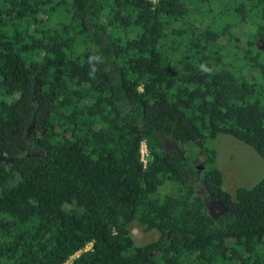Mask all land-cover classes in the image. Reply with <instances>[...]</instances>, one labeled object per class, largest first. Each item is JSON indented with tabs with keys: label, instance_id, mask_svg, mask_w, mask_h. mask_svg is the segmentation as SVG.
<instances>
[{
	"label": "trees",
	"instance_id": "obj_1",
	"mask_svg": "<svg viewBox=\"0 0 264 264\" xmlns=\"http://www.w3.org/2000/svg\"><path fill=\"white\" fill-rule=\"evenodd\" d=\"M221 134L264 159V0H0V264H264Z\"/></svg>",
	"mask_w": 264,
	"mask_h": 264
},
{
	"label": "rangeland",
	"instance_id": "obj_2",
	"mask_svg": "<svg viewBox=\"0 0 264 264\" xmlns=\"http://www.w3.org/2000/svg\"><path fill=\"white\" fill-rule=\"evenodd\" d=\"M166 146L167 149L173 147L168 141H166ZM209 146L214 148L217 152L216 165L223 175L224 191L234 196L238 188H252L264 178V159L251 147L231 136L222 134L218 135L215 140L210 141ZM0 162L7 165L9 163V158L0 153ZM175 188L166 185L160 188V192L175 194ZM202 188V184L199 183L197 189L202 191ZM131 233L135 244L138 246L158 238V234L155 231L144 232L136 224L132 226ZM89 249H91V245L86 247V250ZM77 255L78 254L75 256ZM69 263L70 261L66 264Z\"/></svg>",
	"mask_w": 264,
	"mask_h": 264
},
{
	"label": "flooded vegetation",
	"instance_id": "obj_3",
	"mask_svg": "<svg viewBox=\"0 0 264 264\" xmlns=\"http://www.w3.org/2000/svg\"><path fill=\"white\" fill-rule=\"evenodd\" d=\"M165 147L167 148L166 143H165ZM198 181L200 182L201 180L198 178ZM198 181H197L196 188H198V186H199ZM202 186H203V188H202L203 190L201 191V190H198L197 189L198 193L200 191L203 194L207 193V190H206L205 186L204 185H202ZM205 195L207 197V199H206L207 209H208V211L211 214L214 215V217H218L220 214H222L223 212H225V211H223L224 210V207L221 205V203L219 201H217L215 199H212L208 194H205Z\"/></svg>",
	"mask_w": 264,
	"mask_h": 264
},
{
	"label": "built area",
	"instance_id": "obj_4",
	"mask_svg": "<svg viewBox=\"0 0 264 264\" xmlns=\"http://www.w3.org/2000/svg\"><path fill=\"white\" fill-rule=\"evenodd\" d=\"M153 3H156L158 0H149ZM140 155H141V161L143 162L144 165L147 163V157H148V150L146 148V145L144 143L141 144L140 148Z\"/></svg>",
	"mask_w": 264,
	"mask_h": 264
},
{
	"label": "water",
	"instance_id": "obj_5",
	"mask_svg": "<svg viewBox=\"0 0 264 264\" xmlns=\"http://www.w3.org/2000/svg\"><path fill=\"white\" fill-rule=\"evenodd\" d=\"M223 211H225V208H224V210Z\"/></svg>",
	"mask_w": 264,
	"mask_h": 264
}]
</instances>
